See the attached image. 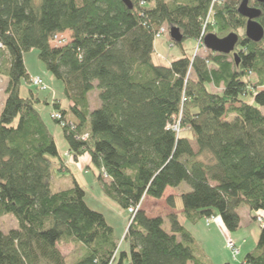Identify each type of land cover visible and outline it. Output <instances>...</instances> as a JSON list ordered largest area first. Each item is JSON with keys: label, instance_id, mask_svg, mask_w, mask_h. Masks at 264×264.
<instances>
[{"label": "trees", "instance_id": "obj_1", "mask_svg": "<svg viewBox=\"0 0 264 264\" xmlns=\"http://www.w3.org/2000/svg\"><path fill=\"white\" fill-rule=\"evenodd\" d=\"M131 1L133 9L122 0H0V75L8 82L0 111V218L12 214L18 223L7 234L0 224V264H212L197 256V240L179 216L166 221L143 210L146 198L162 199L168 188L188 187L180 199L193 225L220 217L235 233L242 206L264 212V39L237 32L246 30L244 0ZM248 4L262 10L264 27V5ZM210 11L209 34L238 33L239 65L217 52L187 54L184 41L199 42ZM165 24L183 33L182 44L171 40L182 56L160 65L156 34ZM32 50L62 83L68 108L48 84H33L24 60ZM94 91L100 106L92 110ZM42 105L69 123L53 119L70 155L76 162L90 157L102 192L128 214L124 237L88 206L75 177L70 189H51L54 174L72 171ZM175 201L170 196L166 204L175 210ZM256 221L257 246L241 264H264V219ZM61 242L74 245L73 258Z\"/></svg>", "mask_w": 264, "mask_h": 264}, {"label": "rangeland", "instance_id": "obj_2", "mask_svg": "<svg viewBox=\"0 0 264 264\" xmlns=\"http://www.w3.org/2000/svg\"><path fill=\"white\" fill-rule=\"evenodd\" d=\"M165 28L168 33H166L165 36H163L161 39L156 40L157 48H156V55L154 57V60L156 64H160V65L168 64L167 62L173 61V59H177L182 56L181 49L176 45L172 46L171 37H170V32H171L170 26L168 24H165ZM237 32L239 33L240 36L246 35V30H239ZM213 34H216V33H213ZM183 46L185 47L186 52L190 57L194 56V54L198 52H200L201 55H208L211 53V51L205 48V46L199 47L198 49V43L195 40L194 41L185 40ZM52 47H53V44H52ZM231 59L233 60V56H231ZM24 60L26 61V69L29 71L30 78L32 79V78L40 77L42 80H45L46 84L50 86L49 91L55 92L53 93V96L60 98V100L63 102V109L68 108L70 101H68L64 97L62 83L56 80L55 77H53L52 74L48 72L44 64L41 63V61L38 59V51L32 50L30 53L25 54ZM7 85H8L7 80L0 75V111H1V107L3 106V101L5 99L4 91ZM29 87L30 85L27 82H24L21 92H22V96L25 98H28L30 96ZM42 90L44 89L42 88ZM213 91L218 93L221 90L213 88ZM46 93H44L42 96H44ZM96 94H98V91H94L90 93V99L92 100V103H95L94 101H96V96H95ZM244 100L247 102H250V101L252 102L253 97L250 95L248 97H244ZM98 102H100L99 99H98ZM39 108L41 112L43 113L44 117H46L47 122L51 127L52 134H54L55 136L56 145H58L61 155H65V158H67L66 164L68 166L74 165L79 169L82 163L81 162L82 159H85V157L89 158V156L84 155L79 158L78 162H76L74 161V158L72 157V155H70L69 151L65 153V151L68 149V145L65 142V134L63 133L61 126L53 122V118H52V115H53L52 112L54 111L53 108L48 107V106L44 107L43 105L40 106ZM60 121H62L64 125L69 124L67 121H64V120H60ZM57 163L59 164V160ZM70 167H73V166H70ZM91 167L92 169L88 170L87 172H84L81 170L77 171V169L74 167L72 168L73 170L72 172L58 173V176L53 175L54 179L52 181L51 189L53 190V192H59L60 189H63V190L70 189V187L74 186L73 178L76 176L80 186L84 187L86 190V202L88 206L91 209L93 208L105 214L106 218L108 219V222L114 227V229H116L118 236L122 238L125 234L126 226L128 224V218H127L128 214L121 207H119V205L116 202H113L102 192V189L98 184L99 172L94 165H92ZM243 208L244 206H242L240 210H242ZM0 224H1V229L4 234H7L11 230L18 228V223L16 221V218L12 214H6L5 216L1 217ZM260 226L261 224L257 223V221L254 222V225L252 226L253 228L252 231H254L253 233L256 234ZM167 229L169 230L170 228L167 227ZM229 243L231 244L232 241L226 242V246L230 247L228 245ZM60 247H61L60 249L62 253H64L69 258H73V256L75 255L73 254V251H74L73 244H66V243L61 242ZM215 248L218 250L219 247H215ZM229 253L231 254L230 251ZM232 253L234 254V256H230V257H232L233 259L235 258L236 254L234 251ZM245 255L246 253L244 251L242 256H244L245 258L246 257Z\"/></svg>", "mask_w": 264, "mask_h": 264}, {"label": "crops", "instance_id": "obj_3", "mask_svg": "<svg viewBox=\"0 0 264 264\" xmlns=\"http://www.w3.org/2000/svg\"><path fill=\"white\" fill-rule=\"evenodd\" d=\"M95 96H96V101H94L95 103H92V100L90 99V95H89V100L91 102L92 110L100 106V102H98L97 100L98 94H96ZM68 150L69 148L65 151V153H67ZM61 156L65 157V155H61ZM52 161L54 162V165H55L54 167L58 168V163H57L58 159H52ZM81 162L83 164L81 163L80 167L78 166L79 169L74 165H70V166H73V167L69 166L71 171H73L72 168L75 167L77 171L81 170V171L87 172L88 167H90V157L89 158L85 157V159H82ZM56 176H58V174H56ZM75 178L78 182V179L76 176ZM53 179L54 178L52 176L51 186H52ZM60 190H63V189H60ZM188 191H189L188 187H185V186H181L180 189L178 190L168 188L165 192V196L162 199L154 200L151 198H146V201L144 202V205H143L144 206L143 210L145 211L148 217L154 218L158 216H163L166 219V221L168 220L169 214L173 213L179 216V220L182 222L184 226L187 227V229L190 232H192L193 236L197 240V250L198 251L196 254L198 257L204 258L212 264H225V263L241 264L244 259V256H242L243 252L245 251V253H247L249 251H252L257 246L256 244L260 236L259 234L260 228L259 230H257L255 234L253 233L254 231H252L253 230L252 226L254 225V220L256 216H261L264 219V212L262 214L258 212L251 213L249 212L248 207L244 206L242 210H239L240 217H241V223H240L241 226L235 233H230L226 229L225 224H223L220 217L217 218L216 221L211 224V226L206 225L204 221H202L199 224L193 225V224L188 223L187 220L185 219L183 215V208H182L181 199H180L181 197L180 193L188 192ZM170 196H173L176 200L175 205H177V208L175 210H172L170 206L166 204V201L168 197ZM228 241H232L236 243L237 246L238 245L240 246V254L237 260H235L234 258L232 259V257H230L232 256L231 255L232 253L231 254L229 253L230 250L226 246V242ZM215 247H219L218 250Z\"/></svg>", "mask_w": 264, "mask_h": 264}, {"label": "water", "instance_id": "obj_4", "mask_svg": "<svg viewBox=\"0 0 264 264\" xmlns=\"http://www.w3.org/2000/svg\"><path fill=\"white\" fill-rule=\"evenodd\" d=\"M129 8L133 9V2L131 0H122ZM258 3L264 5V0H256ZM239 13L247 19L246 23V38L255 43H259L264 39V27L259 22L262 14L260 8L249 6L248 0H244L239 6ZM170 37L173 42L178 44L183 43L184 35L177 27H171ZM205 48L213 53H220L224 55L234 54L237 65L240 64L238 52L236 53L237 45L240 41L238 33H231L226 38H220L217 34L210 33L205 38Z\"/></svg>", "mask_w": 264, "mask_h": 264}, {"label": "built area", "instance_id": "obj_5", "mask_svg": "<svg viewBox=\"0 0 264 264\" xmlns=\"http://www.w3.org/2000/svg\"><path fill=\"white\" fill-rule=\"evenodd\" d=\"M214 2H215V3H218V2H220V0H214ZM212 16H213V12L210 11L209 14H208V17H207L208 21H207L206 25L204 26V28H203V32H202V34H201V36H200V38H199V40H198V41H199V42H198V49H199V47H202V46H204V44H205L204 38L208 35V31H209V29H208V28H209V25H208V24H210V26H213V27L215 26V22L213 21ZM157 32H158V33L156 34V39H161L163 36H165L166 33H168L167 30H166V28H165V26L160 27V29H159ZM57 44H59V43H57ZM57 46H59V45H57ZM172 46H173V44H172ZM172 46H171V47H172ZM32 81H33V84L36 85V86H38V87H41V88H43V89H46V88H47V85H46V83H44V80H42V79L39 78V77L32 78ZM52 118H53L54 120H56V119H58V120H62V116H61V114H60L59 112L53 113ZM174 129H175V130H179L178 126L174 127ZM88 138H89V135H84V136L82 137V139H83L84 141H86ZM140 208H141V206L138 207V210H139ZM136 211H137V209H136V210H135V209H130V210H129V213H130L131 215H133V214L136 213ZM260 222H263V221L260 219ZM228 245L230 246V247H228V248H229L230 250L234 251L235 254H238V253H239V250L237 249V247L234 245L233 242H232L231 244L229 243ZM237 252H238V253H237ZM235 256H236V255H235Z\"/></svg>", "mask_w": 264, "mask_h": 264}, {"label": "flooded vegetation", "instance_id": "obj_6", "mask_svg": "<svg viewBox=\"0 0 264 264\" xmlns=\"http://www.w3.org/2000/svg\"><path fill=\"white\" fill-rule=\"evenodd\" d=\"M236 50H237V51H236V53H237V52H238V47H237ZM234 54H235V53H232L230 56H233V57H234Z\"/></svg>", "mask_w": 264, "mask_h": 264}]
</instances>
